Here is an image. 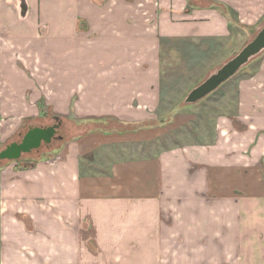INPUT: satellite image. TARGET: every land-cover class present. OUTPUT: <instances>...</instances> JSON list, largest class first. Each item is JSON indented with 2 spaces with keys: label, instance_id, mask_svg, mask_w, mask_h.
<instances>
[{
  "label": "crops",
  "instance_id": "crops-1",
  "mask_svg": "<svg viewBox=\"0 0 264 264\" xmlns=\"http://www.w3.org/2000/svg\"><path fill=\"white\" fill-rule=\"evenodd\" d=\"M263 24L264 0H0V152L41 101L71 123L0 162V264H264V51L233 92L161 107L171 71Z\"/></svg>",
  "mask_w": 264,
  "mask_h": 264
},
{
  "label": "rangeland",
  "instance_id": "rangeland-1",
  "mask_svg": "<svg viewBox=\"0 0 264 264\" xmlns=\"http://www.w3.org/2000/svg\"><path fill=\"white\" fill-rule=\"evenodd\" d=\"M262 26H257L250 33H245L240 38L235 39L237 41V43H236V46L234 49V53H235V54H233L234 56L237 55L242 50V47H243V45H245V43H249L250 41H252L254 39V37L256 36L258 31L262 28ZM182 51H186V48H184V50H182ZM187 54H188L189 58L191 57L189 53H184V58H183L182 62L187 61ZM233 55L229 56L226 53L225 57H227V59H231L232 57H234ZM218 56L219 57L215 58L213 61H211L209 63L206 62V61L210 60V58H209L205 62H202V64H200V65H197V63H194L192 60V62L190 63L191 65L187 66L186 64H183L175 72L171 71L172 75H174V77L172 79L174 81V83H173L174 87L168 88L166 90V95L164 97L165 99H164V102L162 103V106H161L162 109L163 110L165 109V111L171 110L172 107L173 106L175 107L176 104H178V103L173 102V103L169 104L168 100H167L168 98H177V100H181L185 96V99H186V97L190 93V91L194 89V88L191 89V87H193L194 85H197V84L200 85L202 82V79H204L207 75H212L213 73L218 71V70L215 71V69H214L211 72H208V70L210 68H212V64L214 61L218 62V61L222 60L221 54H218ZM255 59H257V57H255L253 60H251L252 65L255 62ZM251 63L245 69H243V71H241L239 74H237L235 78L238 79L241 76H243V74L247 73V70L249 71L251 68ZM205 79H207V78H205ZM233 84H234L233 79H232L231 83H225V86H227V87H224V89L222 91H218L216 93V95H219L221 93L228 92V91L233 92V90H234ZM220 88H223V87L221 86ZM182 105H184V102L182 103ZM47 113L48 114L45 117L37 116V117L23 118L21 120V124L19 126L18 132H16L15 135H13V137L11 138V140H9V144H11L13 142H21V139L23 138V136L29 131V128H31V127H48V126L55 125L56 121L52 118V116H53V114H57V115H60V114L55 113L49 109H48ZM179 114L181 116L180 119H177V122H178L177 125L179 126V128L177 129L176 123L171 124V125L168 124L169 125L168 128L167 127L165 128L166 131L164 130L163 133L161 135H159L158 139L153 140L155 143L162 144V146H165V147H167L168 145H172V143L175 141L176 137L182 138L183 134H184V130L187 128H192L194 122L199 121L200 117L203 115V113L201 111H199V109H196L194 112L181 110V112H179ZM66 123L67 122L64 121V123H63L64 127L61 129L60 135L68 137L67 130H68L71 123L70 124L69 123L66 124ZM165 125H166V123H165ZM59 145H60V142L57 140H54V141H52V144L50 145V147H48V148L44 147V149L40 152V154H42L46 150L51 151V150H53L54 146H59Z\"/></svg>",
  "mask_w": 264,
  "mask_h": 264
},
{
  "label": "water",
  "instance_id": "water-1",
  "mask_svg": "<svg viewBox=\"0 0 264 264\" xmlns=\"http://www.w3.org/2000/svg\"><path fill=\"white\" fill-rule=\"evenodd\" d=\"M264 51V24L252 41L237 55L224 64L218 71L210 75L204 82L194 88L186 97L185 104H196L219 89L224 83L233 78L252 59ZM57 124L50 127H31L21 142H13L0 152V162L18 161L23 155L38 150L43 144L52 143L57 130L62 126L59 117ZM62 138V137H60Z\"/></svg>",
  "mask_w": 264,
  "mask_h": 264
},
{
  "label": "trees",
  "instance_id": "trees-1",
  "mask_svg": "<svg viewBox=\"0 0 264 264\" xmlns=\"http://www.w3.org/2000/svg\"><path fill=\"white\" fill-rule=\"evenodd\" d=\"M253 60V59H252ZM251 63V61L246 65V66H244L243 68L245 69L249 64ZM243 68L241 69V70H243ZM240 70V71H241ZM239 71V72H240ZM201 101H203V100H201ZM201 101H199L198 103H200ZM180 106H182V103L181 104H179ZM39 106H40V109H41V111L42 110H44V116H46L48 113H47V109H45V104L41 101V103L39 104ZM30 129V128H29ZM50 145L51 144H49V145H46L47 147L46 148H48V147H50ZM44 149V147H41L40 149H38V150H34L33 152H31V153H29V154H26L25 156H23L20 160H18V161H13V162H18V163H21V162H23V161H26V162H38L39 160H42V159H46V158H48V156H50V155H54V154H50V153H46L47 151L48 152H50V150H46V151H44L42 154H40V152L42 151ZM36 155H38L37 156V158H36ZM33 156H35V158L33 157ZM39 157V158H38ZM7 161H3L2 163H6Z\"/></svg>",
  "mask_w": 264,
  "mask_h": 264
},
{
  "label": "flooded vegetation",
  "instance_id": "flooded-vegetation-1",
  "mask_svg": "<svg viewBox=\"0 0 264 264\" xmlns=\"http://www.w3.org/2000/svg\"><path fill=\"white\" fill-rule=\"evenodd\" d=\"M56 124H57V121H56ZM48 127H50V126H48ZM60 131H61V127H60V129L57 130V133L55 134V137H54L53 141H54V140H58V139L61 137V135H60ZM23 137H24V136H23ZM22 139H23V138H22ZM22 139H21V141H22ZM42 147H47V146H46L45 144H43Z\"/></svg>",
  "mask_w": 264,
  "mask_h": 264
}]
</instances>
